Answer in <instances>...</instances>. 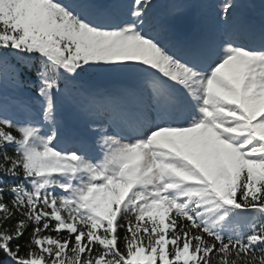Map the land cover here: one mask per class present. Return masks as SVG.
Listing matches in <instances>:
<instances>
[{"label": "snow or ice", "instance_id": "snow-or-ice-1", "mask_svg": "<svg viewBox=\"0 0 264 264\" xmlns=\"http://www.w3.org/2000/svg\"><path fill=\"white\" fill-rule=\"evenodd\" d=\"M0 264H264V0H0Z\"/></svg>", "mask_w": 264, "mask_h": 264}, {"label": "rangeland", "instance_id": "rangeland-1", "mask_svg": "<svg viewBox=\"0 0 264 264\" xmlns=\"http://www.w3.org/2000/svg\"><path fill=\"white\" fill-rule=\"evenodd\" d=\"M154 2L163 4L162 0H154ZM184 22L185 20L183 18H177V19H174L171 23H172L173 28L182 30L183 28L182 26H180V24ZM241 39L242 40L244 39L243 35H241ZM65 124H69L70 126V122L67 120V118H65ZM63 133H64V136H68V130L66 128H64Z\"/></svg>", "mask_w": 264, "mask_h": 264}, {"label": "trees", "instance_id": "trees-1", "mask_svg": "<svg viewBox=\"0 0 264 264\" xmlns=\"http://www.w3.org/2000/svg\"><path fill=\"white\" fill-rule=\"evenodd\" d=\"M73 130L75 131V129L73 128Z\"/></svg>", "mask_w": 264, "mask_h": 264}]
</instances>
